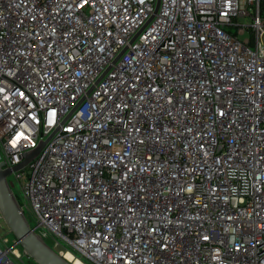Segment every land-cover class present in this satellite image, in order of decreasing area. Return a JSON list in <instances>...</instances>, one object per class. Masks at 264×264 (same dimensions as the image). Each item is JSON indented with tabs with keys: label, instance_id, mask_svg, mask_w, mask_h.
<instances>
[{
	"label": "built area",
	"instance_id": "obj_1",
	"mask_svg": "<svg viewBox=\"0 0 264 264\" xmlns=\"http://www.w3.org/2000/svg\"><path fill=\"white\" fill-rule=\"evenodd\" d=\"M157 1L0 0L8 182L80 264H264V0Z\"/></svg>",
	"mask_w": 264,
	"mask_h": 264
},
{
	"label": "water",
	"instance_id": "obj_2",
	"mask_svg": "<svg viewBox=\"0 0 264 264\" xmlns=\"http://www.w3.org/2000/svg\"><path fill=\"white\" fill-rule=\"evenodd\" d=\"M160 0L157 1L156 11L159 7ZM83 104V102H82ZM44 143L38 148L25 154V160L12 169H4L3 162H0V213L14 234L16 243L19 244L26 254L31 257L37 264H72L61 254L56 252L39 234L35 233L26 215L22 212L21 207L14 196L8 176L12 171H19L30 163L41 151Z\"/></svg>",
	"mask_w": 264,
	"mask_h": 264
},
{
	"label": "rangeland",
	"instance_id": "obj_3",
	"mask_svg": "<svg viewBox=\"0 0 264 264\" xmlns=\"http://www.w3.org/2000/svg\"><path fill=\"white\" fill-rule=\"evenodd\" d=\"M244 22L246 24H249L248 20H244ZM9 182L11 183L12 190H13L15 196L17 197V200H18L19 204L22 205V206L27 204V202H26V200L24 198L23 192L21 190V187L18 184V182H16V180H15V176H13V175L10 176L9 177ZM27 205H28V207H30L29 204H27ZM24 212H25V215L28 217V219L30 221V224L32 226H34V221L32 219V216L30 214L29 209L24 207ZM0 215H1V213H0ZM3 239H7V242L5 244L3 243ZM14 240H15L14 234L9 230V228L6 225L3 217H1L0 218V245L2 247H6V246L11 247L14 244L13 243ZM47 242L52 247H53L55 242H58V245L54 248V250L56 252H59L60 250L70 249V247L60 237H58L55 234H49V239L47 240ZM16 247L23 254L22 247L19 246V245H17ZM22 260H23L22 264H37L31 257H29L27 255H23Z\"/></svg>",
	"mask_w": 264,
	"mask_h": 264
},
{
	"label": "bare ground",
	"instance_id": "obj_4",
	"mask_svg": "<svg viewBox=\"0 0 264 264\" xmlns=\"http://www.w3.org/2000/svg\"><path fill=\"white\" fill-rule=\"evenodd\" d=\"M47 242V241H46ZM48 243V242H47ZM50 245V244H49ZM59 253V252H58ZM60 254V253H59ZM62 256V255H61ZM63 257L65 258V259H67L68 261H70L72 264H80V262L78 261V260H76V259H74L73 257H72V255L71 254H69V253H67V254H63Z\"/></svg>",
	"mask_w": 264,
	"mask_h": 264
}]
</instances>
